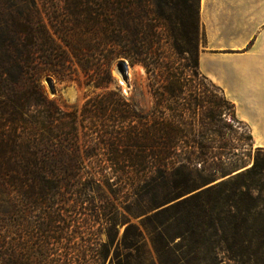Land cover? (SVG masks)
<instances>
[{"label":"trees","instance_id":"trees-1","mask_svg":"<svg viewBox=\"0 0 264 264\" xmlns=\"http://www.w3.org/2000/svg\"><path fill=\"white\" fill-rule=\"evenodd\" d=\"M199 38V0H0V264H264V149L240 158ZM74 64L100 92L65 111L42 79Z\"/></svg>","mask_w":264,"mask_h":264},{"label":"crops","instance_id":"crops-1","mask_svg":"<svg viewBox=\"0 0 264 264\" xmlns=\"http://www.w3.org/2000/svg\"><path fill=\"white\" fill-rule=\"evenodd\" d=\"M201 74L221 88L236 119L264 149V0H199Z\"/></svg>","mask_w":264,"mask_h":264},{"label":"rangeland","instance_id":"rangeland-1","mask_svg":"<svg viewBox=\"0 0 264 264\" xmlns=\"http://www.w3.org/2000/svg\"><path fill=\"white\" fill-rule=\"evenodd\" d=\"M204 40V33L200 24L198 54L201 51ZM73 68L74 71L71 80L60 81L52 76L42 79L47 97L55 101L56 104L65 111L79 110L88 97L100 92V90L93 92L91 87L85 86L83 72L76 64H74ZM108 69L112 79L109 88L118 89L121 94L135 106L140 114H146L152 106V98L148 89V80L144 69L140 66L129 67L125 60H115L111 62ZM237 122L238 124L231 121V124L234 126H239L237 133L233 137V142L242 148L240 150V158H243V155L249 156L248 158L246 157L245 160L247 164L250 165L253 162V155L256 148L252 144L247 126L243 123H239L238 120ZM106 193L109 194V192ZM93 194L96 195L95 193ZM111 199L113 198L111 197ZM116 202L117 201H115V203ZM118 210L122 211L121 207H119ZM132 223L138 224L136 220L132 221ZM117 231V238H119L123 232V227H117ZM101 240L103 242L107 240L104 232L101 235ZM145 245V255L149 253V255L152 256V250L147 240Z\"/></svg>","mask_w":264,"mask_h":264},{"label":"water","instance_id":"water-1","mask_svg":"<svg viewBox=\"0 0 264 264\" xmlns=\"http://www.w3.org/2000/svg\"><path fill=\"white\" fill-rule=\"evenodd\" d=\"M126 62V61H125ZM127 63V62H126Z\"/></svg>","mask_w":264,"mask_h":264}]
</instances>
